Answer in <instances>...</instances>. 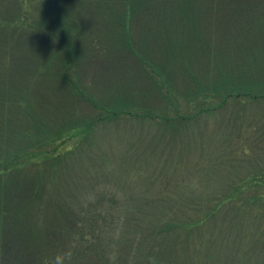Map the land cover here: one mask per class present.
<instances>
[{
    "label": "trees",
    "instance_id": "obj_1",
    "mask_svg": "<svg viewBox=\"0 0 264 264\" xmlns=\"http://www.w3.org/2000/svg\"><path fill=\"white\" fill-rule=\"evenodd\" d=\"M49 1L55 3L56 0ZM49 1L44 0L39 17L32 22L26 17L27 6L22 0H0V151L5 144H9L10 147L21 143L26 132L36 130L31 129L32 126H27L32 120L42 121L39 116L34 118L36 109L33 106L29 109L27 106L32 97L23 103L25 97L23 91L26 89L23 87L24 82H28L27 87L33 92H37L40 85H49L46 88L49 93L52 92L53 87H59L63 98L70 104H77L80 101L78 90L80 87L71 83L75 81L67 74L79 66L86 65L84 63L86 56H96L95 52L89 50L90 48L84 52L82 49L70 48L69 38L62 35L59 29L55 30L59 22L55 23L52 17L54 5L50 8ZM92 1L94 9H101L114 17L116 29L117 26L123 29L119 31L118 36L115 33L116 39H113L117 48L116 57L112 55L111 48L109 55L102 53L104 56L114 57L110 59L111 63L117 65L123 63V66H126L133 64L135 60V64H139L137 71L146 83H150L151 78H155L157 83L158 80L161 81L169 91V81L165 75H171L169 66L171 62L177 63V70L181 69L180 78L192 85L197 84L196 91L190 90L187 94L193 98H200L201 95V98H206L208 94L214 93L220 98L217 106L210 109L202 105L191 115L180 112L174 116L159 115V112H155L157 109L150 114L149 106L144 103L138 105L139 110L134 111L133 114L130 110L108 112L113 111L115 115L123 112L129 117L136 116L138 120L158 119L156 124L169 132L168 137L175 136L181 122L185 120L192 122L190 119L209 109L213 110L227 104L229 99L236 102L239 105L237 107L243 108L248 104L264 112V0ZM144 12L151 16L148 24L143 20ZM134 29L138 31L136 38L133 37ZM77 39L72 38V42L75 43ZM177 40H182L181 43L186 47L179 45L182 48L179 50L178 46H174ZM51 46H55L58 53L53 57L54 60L58 59L61 65L59 70L57 66L53 69L54 75L60 71L61 87L53 85L52 72L49 75L47 70L43 74L38 72V69L49 66L52 57L46 58L49 61L45 63V67H42L44 63L39 64L37 54L40 52L52 54ZM148 56L151 58L156 56L158 59L152 62L147 58ZM181 59L186 64H183ZM196 70H199L198 74ZM46 93L48 97L49 94ZM45 95L40 94V98L44 96L45 101L51 102L53 98H45ZM122 101H126V96ZM237 107L232 109V112L240 114L241 111ZM69 117L72 118L70 114ZM234 118V121H239L240 115ZM72 120L75 121L73 125L65 123L64 128L72 130L74 134L80 131L88 134L96 123V118L92 116L85 119L80 117V123H76L74 118ZM251 121H254L249 124L251 135L245 136L243 140L245 144L242 143L237 147L243 155H247L237 157H241L245 162L250 160V163L246 164L248 168L251 167V163L262 159L261 156L260 159L251 161L248 155L251 153L256 155L260 152V155L264 156V116ZM24 122H27L26 125L19 128ZM61 124L64 125L63 122ZM242 125L238 129H242ZM54 135L60 136L56 130L55 134L49 135L48 140H54L57 137ZM32 137H34L33 133ZM26 143L35 144V141L30 139ZM17 149L23 154L13 156L8 149L0 156V264H60L58 248H64L68 242H74V247L70 250V255L76 256L75 260H72L74 264L80 262L81 264H114L115 261H122L123 264H188L193 258V255L188 258L189 248L193 249V252L203 250L197 259V261L201 260L202 256V264H212L214 261L218 264H238L236 262L242 254V249L249 245L250 240L254 241V233H248V229L233 231L234 225H225L223 220L220 246L216 245L217 239L214 235L194 237L197 227H206V229L209 227L208 221L220 210L223 205L220 204L225 201L224 197L207 210H202L199 203L188 205L186 215L181 220L176 215L175 208H172L174 217L166 220L156 218L155 216H158L163 209V205L157 204V199L161 196H163L161 199L167 201L181 199V196L161 195L169 191V180L149 199V208L145 207V203L139 204L137 201L140 196L133 193H124V199L120 202L115 193L98 194L94 199H89L90 202L86 206L77 208L73 212L70 208L74 224L71 223L69 230L67 226L64 229L61 219L67 220L68 212L65 213V210L68 211L67 208H61L64 211L62 217L56 212L51 218L46 215L47 207L42 209L45 192L44 187L38 183L39 173L34 161L40 156L30 157L33 161H27L28 156L21 155H30L31 152L26 150L28 148L19 144ZM224 157L230 159L231 156ZM186 158L188 157L154 156L157 163L164 160L161 170L167 162L176 169L186 164L191 165L189 162L186 163L184 160ZM215 163L207 160L204 167L194 164V168H200L204 178L212 177L213 172L218 171ZM238 163L233 166L222 165L223 169H236V176L241 171H245L237 177V180L229 183L235 190L232 199L237 197V190L241 185L254 189L264 186V166L252 171L237 167ZM80 178L81 176H77V184L83 182L85 184L87 180ZM155 179L159 178L155 177ZM60 183L67 196L73 198L74 187L70 186L64 177H61ZM126 188L122 185L118 186V191L123 192ZM91 190L92 187H88L87 184L86 190L84 187H77L75 199L89 195ZM173 191H177L176 187ZM236 201L239 202L237 206L226 209L227 212L247 208L245 201L241 199ZM263 211L264 205L251 207V212L259 213L260 217ZM41 217L43 221H40ZM107 217L109 221L106 220ZM227 217L222 216V219ZM42 223L43 232L46 233L45 238L32 237L34 234L39 235L36 226ZM113 223L115 227H112ZM113 228L119 232L117 239H113L116 237ZM109 230L112 236H104V232ZM262 231L263 238L264 228ZM259 239L257 237V241H254L256 247L262 246L260 242L258 243ZM116 244L117 250H115ZM130 247L133 252L129 251ZM144 250L147 252H143ZM113 252L115 256H112ZM230 254L236 255L235 261L229 256ZM63 264H69V261Z\"/></svg>",
    "mask_w": 264,
    "mask_h": 264
},
{
    "label": "rangeland",
    "instance_id": "obj_2",
    "mask_svg": "<svg viewBox=\"0 0 264 264\" xmlns=\"http://www.w3.org/2000/svg\"><path fill=\"white\" fill-rule=\"evenodd\" d=\"M22 2L27 6L25 13L28 21L33 22L39 17L38 14L40 15L44 0H22ZM52 5H54L52 17H54L55 23L59 22L55 26V30L59 29L62 35L69 38L70 48L82 49L83 52L90 48L89 50L96 54V56H86L84 61L86 65L79 66L67 74L75 81L71 83L76 87H80L78 89L80 101L77 104H70L60 94L61 88L53 87L52 92L49 93L46 89L49 85H40L38 89L35 88L37 92H33L27 87L28 82H24L23 87L26 89L23 91L25 96L23 103L29 97H32L27 106L29 109L33 106L36 109L34 118L36 119L39 116L42 121L32 120L31 124L28 123L27 126H32L31 129L35 128L36 130L26 132L21 143L10 147L9 144H5L0 151V156L8 149L11 155H20L23 153L17 148L21 144L22 147L28 148L26 150L31 152L30 155H21L28 156L27 161H33L30 157L40 156L38 160L34 161H36L35 168L39 173L40 182L38 181V183L44 187L42 209L47 207L45 209L46 215L51 218L58 212L59 217H62L64 211L61 208H67L68 211L65 210V213L68 212L67 220L61 219V224L64 229L67 226L69 230L71 223L74 224L70 208L72 212L77 208H82L96 195L102 193H115L118 202L123 201L124 193H133L140 196L137 201L139 204L145 203V207L149 208V199L160 191L162 185H165L169 180V188L174 190L176 187L177 191L169 189L161 195L181 196V199L167 201L161 199L163 196L159 198L161 200L157 199V204L159 206L163 205V209L158 216H155L156 218L166 220L174 217L172 208H175L177 210L176 215L181 220L186 215L188 205L199 203L202 210H207L208 207L216 205L218 200L224 197L225 201L220 204H223L220 210L215 212V215L208 221L209 227L207 229L206 227H197L194 237L214 235L217 239L216 245L220 246L222 244L220 234L223 232V230L221 231L222 220L225 225H234L233 231L248 229V233H254V241H257V237L260 238L258 243L260 242L262 246L256 247L255 242L250 240L249 245L242 249V254L238 257L236 263L264 264V237L262 238L264 211L261 217L259 213L253 214L251 212V207L259 204L264 205V186L254 189L253 187L247 188V186L241 185L237 190V197L232 199L235 190L231 186L232 184L229 183L237 180V177L245 171H241L236 176V169L222 168L223 164L233 166L238 162L237 167H244L252 171L264 166V156L260 155V152H257L256 155H252V153L248 155L251 161H256L262 156L259 162L251 163L250 168L246 165L250 163V160L245 162L241 157H237L247 156L243 155L237 147L242 143L245 144L243 141L245 136L251 135L249 124L254 122L251 120L262 118L264 112L248 104L243 108L237 107L239 105L231 99L227 104L213 109L214 111L210 110L219 104L220 98L215 96L214 93L208 94L206 98H201L202 95L200 98H193L187 94L190 90L195 92L197 84L192 85V83L185 82L180 78L179 75L182 74L181 69L180 71L177 70V63L173 64L171 62L169 65L171 75H165L169 81L170 91L168 87L162 85L161 81L158 80L157 83L155 78H151L150 83H146L139 75L140 72L137 71L139 64H135V60L133 64L130 63L126 66H123V63L117 65L110 62V59L114 57L102 54L109 55L111 48L112 55L116 57L117 48L113 39H116L115 33L118 36L119 31L123 29L121 30L118 26L116 29L114 17L101 9H94L92 0H56L55 3L49 1L48 6L51 8ZM143 17V20L148 24L151 16L144 12ZM135 30L136 35L134 34V38L138 35V31ZM72 38L74 40L78 39L73 43ZM182 40H177L174 44V46H178L179 50L182 49L179 45L184 46L181 43ZM51 50L52 54H48V52L47 54H44V52L37 54L39 64L44 63L42 67H45V63L49 61L46 58L52 57L49 66L38 69V72L43 74L47 70V75L52 72L53 85L61 87L60 71L54 75L53 70L55 66L58 70L61 68L58 59L54 60L53 58L58 53L55 46H51ZM147 58L152 62L158 59L156 56L154 58L148 56ZM182 58L185 59V57ZM181 62L186 64L183 59H181ZM196 71V74H198L199 70ZM46 92L49 94L48 97L53 98L51 102L45 101L44 96H41L42 99L40 98V94L45 95ZM125 96L126 101L123 102ZM48 97L45 95V98ZM192 99L196 100L193 101ZM143 103L149 106L150 114L154 109H157L155 112H159V115L168 116H174L179 112L191 115L202 105L210 109L200 113L196 118L190 119L192 122H186L189 120L181 122L175 136L168 137L170 136L169 132L156 124L158 119L153 121L138 120L136 116L129 117L123 112L115 115L113 112L114 110H130L133 114L134 111L139 110L138 105ZM236 107L241 111L240 114L232 112V109ZM111 110L113 111L108 112ZM69 114L76 119V123H80V117L85 119L91 116L96 118V123L88 131V134H83L81 131L74 134L72 130L64 128L66 124L73 125V122H75L69 117ZM237 115H240V120L234 121V117ZM249 121L250 123H248ZM26 123H22L19 128L24 127ZM241 124H243L242 129H238ZM56 130L60 136L54 135L57 136L54 140H48L49 135L55 134ZM240 130L242 133H240ZM32 133L34 137H32ZM238 135H240L239 138H237ZM30 139H33L35 144L26 143ZM173 142L176 144L173 145ZM154 156H187L188 158L184 160H186V163H191V165L186 164L184 167L176 169L167 162L161 170L160 167H162L164 160L157 163ZM224 156H231L230 159L233 160ZM207 160L211 163L216 162L218 171H214L212 177L204 178L201 175L202 170L194 168V164L204 167ZM77 176H81V180L85 181L86 179V183L77 184ZM61 177L66 178L68 184L74 187L73 198L68 197L63 190L60 183ZM155 177L159 179L156 180ZM117 181H119V184H117ZM95 182L99 183L96 184ZM86 184L88 187H92L90 194L75 199L77 187H84L86 190ZM121 185L127 187L123 192L118 191V186ZM252 195L253 198H251ZM236 199L245 201L247 208L227 212L226 209L237 206L239 202ZM222 216L228 217L222 219ZM106 220L109 221L108 217ZM40 221H43V217L40 218ZM248 223L250 224L245 225ZM112 227H115L114 223ZM113 229L116 233V237H113V239H117L119 232L116 228ZM36 230L40 232L39 235L34 234L32 237L38 236V239H44L46 233L43 232V223L36 226ZM257 230L259 231L256 233ZM107 235L112 236L110 230L104 232V236ZM67 245L64 248H58L60 264L65 261L74 264L72 260H75L76 256L70 255L74 242H68ZM250 246L252 247L250 248ZM117 248L118 245L116 244L115 250ZM189 249L187 251L188 258L192 255L193 258L189 260L188 264H202V256L201 260L197 261V259L203 250L193 252V249ZM129 251L133 252L132 247L129 248ZM143 252L147 251L144 250ZM112 256H115L114 252ZM229 256L234 261L237 258L235 254ZM114 264L123 263L122 261H115ZM212 264L218 263L214 261Z\"/></svg>",
    "mask_w": 264,
    "mask_h": 264
}]
</instances>
